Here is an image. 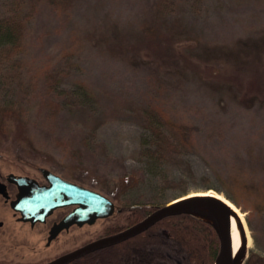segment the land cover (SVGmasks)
<instances>
[{
    "label": "rangeland",
    "instance_id": "rangeland-1",
    "mask_svg": "<svg viewBox=\"0 0 264 264\" xmlns=\"http://www.w3.org/2000/svg\"><path fill=\"white\" fill-rule=\"evenodd\" d=\"M5 12L19 14L26 32L23 52L0 57V107L21 111L0 122V174L42 180L45 167L117 205H162L184 190L216 192L206 188L216 186L213 172L243 164L253 144L264 152V0H0ZM152 101L194 130L181 164L147 153L143 108ZM242 213L244 259L264 264V214ZM0 219L15 221L1 198ZM4 231L0 262L14 253ZM156 246L163 264L182 255L163 234Z\"/></svg>",
    "mask_w": 264,
    "mask_h": 264
},
{
    "label": "trees",
    "instance_id": "trees-1",
    "mask_svg": "<svg viewBox=\"0 0 264 264\" xmlns=\"http://www.w3.org/2000/svg\"><path fill=\"white\" fill-rule=\"evenodd\" d=\"M60 2L67 5L68 0H60ZM156 9L157 12L160 11L159 6ZM25 32L26 22L19 14L1 13L0 57H10L15 53L23 52ZM75 86L82 97L91 99V92L84 82L78 80ZM12 107L13 103L0 107V122L3 129L8 127L12 119L21 115V111L16 112ZM143 116L151 139V149H147L149 157L154 163L159 164L170 162L172 158L178 159L176 161L180 163L182 159L178 155L194 145V130L191 125L173 118L157 101H152L147 108H143ZM245 152L247 161H242L243 164L239 166L232 165L230 169L224 171L213 172L216 186L206 188H213L223 194L245 212L248 218L252 213L264 214V152L257 150L256 144ZM184 165L185 175L194 176L189 163L185 162ZM202 178L209 183V177L203 175ZM186 193L187 191L184 190L181 195ZM159 206L160 204L118 205L121 213H116V215L120 213V216L116 217V231L137 222ZM161 234L167 236L182 254L175 260V264L213 263L219 247L216 229L203 219L189 213H181L165 216L141 233L116 243V260L111 264H121L127 258H133L136 264H163L168 255L166 256L162 247L156 246ZM110 258L114 259V256L111 255ZM245 264H249V261L245 260Z\"/></svg>",
    "mask_w": 264,
    "mask_h": 264
},
{
    "label": "water",
    "instance_id": "water-1",
    "mask_svg": "<svg viewBox=\"0 0 264 264\" xmlns=\"http://www.w3.org/2000/svg\"><path fill=\"white\" fill-rule=\"evenodd\" d=\"M39 169L48 184H39L35 179L25 175H11L12 181L19 187L20 193L15 200L10 202V205L14 211L20 213L22 219L43 220L53 209L66 205L75 206L64 216L59 225L61 223L92 221L98 217H105L113 211L112 200L103 193L68 180L48 168L40 167ZM0 187H2L0 191L4 193V184L1 182ZM222 196L236 206L227 197ZM232 205L212 193L180 195L115 234L94 239L43 264H66L90 251L119 243L139 234L165 216L181 213H189L213 225L219 237V247L212 264H228L237 222V213ZM200 207L213 209L222 218L220 230L215 226L217 218L202 211ZM244 258L241 264L245 261Z\"/></svg>",
    "mask_w": 264,
    "mask_h": 264
},
{
    "label": "flooded vegetation",
    "instance_id": "flooded-vegetation-1",
    "mask_svg": "<svg viewBox=\"0 0 264 264\" xmlns=\"http://www.w3.org/2000/svg\"><path fill=\"white\" fill-rule=\"evenodd\" d=\"M38 171L42 180L28 172L0 174V182L4 184L5 189H3V192H6L4 194L0 191V198L11 209L15 219L13 222H5L4 219H0V227L6 233V250L14 252L12 256L5 258L6 260H3L0 264H43L87 242L115 234L125 228L116 231V213L120 212L121 209L110 197L114 204L113 211L105 217H98L92 221L61 223L59 225L64 216L75 205L57 207L46 215L43 220L30 221L22 219L20 213L14 211L10 205V202L15 200L20 193V189L12 181L11 175H25L35 179L39 184H48L40 169ZM0 188L2 189V187ZM99 221L100 226L90 236L87 235L88 228ZM81 228H84V230H80ZM84 234L86 235L83 237ZM73 237L77 238L76 243L73 242ZM111 255L114 256V259L110 258ZM115 256L116 243L90 251L66 264H104V262L111 264L115 262Z\"/></svg>",
    "mask_w": 264,
    "mask_h": 264
},
{
    "label": "bare ground",
    "instance_id": "bare-ground-1",
    "mask_svg": "<svg viewBox=\"0 0 264 264\" xmlns=\"http://www.w3.org/2000/svg\"><path fill=\"white\" fill-rule=\"evenodd\" d=\"M210 194L212 193L214 196H217L218 198L223 199L228 204L232 205L231 202H229L227 199L223 198V196L217 192L207 191V192H196V193H189L188 195H194V194ZM234 210L237 213V222L235 227V234H234V241L232 248L230 249L228 260V264H241L243 258L246 254V249L250 245V236L248 235L245 220L243 217V213L234 205H232ZM200 209L206 213H208L211 216H214L217 218L215 222V226L218 230L221 229L222 225V218L213 210L206 207H200Z\"/></svg>",
    "mask_w": 264,
    "mask_h": 264
}]
</instances>
